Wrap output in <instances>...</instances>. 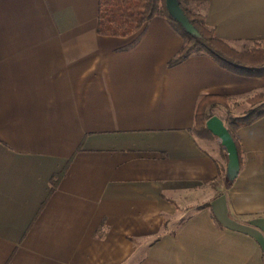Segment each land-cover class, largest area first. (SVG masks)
Listing matches in <instances>:
<instances>
[{
  "label": "crops",
  "instance_id": "crops-1",
  "mask_svg": "<svg viewBox=\"0 0 264 264\" xmlns=\"http://www.w3.org/2000/svg\"><path fill=\"white\" fill-rule=\"evenodd\" d=\"M180 3L234 49L263 46L264 0ZM97 13L0 0V264H264V117L236 130L232 182L191 130L203 96L242 107L264 75L169 66L184 38L164 17L109 37Z\"/></svg>",
  "mask_w": 264,
  "mask_h": 264
},
{
  "label": "trees",
  "instance_id": "trees-1",
  "mask_svg": "<svg viewBox=\"0 0 264 264\" xmlns=\"http://www.w3.org/2000/svg\"><path fill=\"white\" fill-rule=\"evenodd\" d=\"M192 32L186 31L175 23L168 15L164 0H98L96 32L100 36L127 37L140 31L155 16L164 17L182 35L184 43L178 53L168 62L174 66L189 56L206 55L220 67L246 77L264 75V44L244 50H236L223 40L217 38L213 29L208 28L200 14L193 13L183 7ZM248 107L235 116L225 97L203 96L197 103L194 113L192 134L200 140L215 138L205 127V121L216 115V111L224 109L226 118L224 125L232 137L239 158V144L236 130L264 117V92L256 93L246 99ZM240 164V162H239ZM65 169L51 178L50 191L53 192L63 177Z\"/></svg>",
  "mask_w": 264,
  "mask_h": 264
},
{
  "label": "water",
  "instance_id": "water-1",
  "mask_svg": "<svg viewBox=\"0 0 264 264\" xmlns=\"http://www.w3.org/2000/svg\"><path fill=\"white\" fill-rule=\"evenodd\" d=\"M165 8L172 20L183 27L186 31L192 32V27L189 24L187 17L182 10L178 0H164ZM206 129L219 141L227 154V164L225 177L232 182L239 172V158L235 143L226 129L224 123L217 116H211L205 121Z\"/></svg>",
  "mask_w": 264,
  "mask_h": 264
},
{
  "label": "rangeland",
  "instance_id": "rangeland-1",
  "mask_svg": "<svg viewBox=\"0 0 264 264\" xmlns=\"http://www.w3.org/2000/svg\"><path fill=\"white\" fill-rule=\"evenodd\" d=\"M193 13H196V12H193ZM196 14H199V13H196ZM242 103H245V105L240 107L239 106L240 103L237 104L236 102L230 101L229 102V106L231 107V113L233 114V112H232L233 110H234V112L236 114L243 112L248 107V105L246 104V102H242ZM224 111H225L224 109L219 108V110L216 111V114L221 115L225 119L226 118V114H225ZM169 229H170V227H169ZM135 247H136V253L138 254L136 258L138 259L141 256L142 252H143V245H138L137 244V245H135ZM132 262H134V261L132 260Z\"/></svg>",
  "mask_w": 264,
  "mask_h": 264
}]
</instances>
